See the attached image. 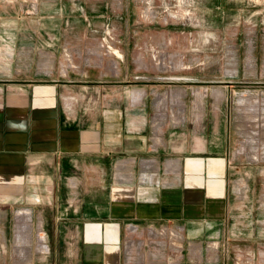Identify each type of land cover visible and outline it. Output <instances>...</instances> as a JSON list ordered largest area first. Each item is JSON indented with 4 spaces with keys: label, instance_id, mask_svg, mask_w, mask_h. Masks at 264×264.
<instances>
[{
    "label": "rangeland",
    "instance_id": "rangeland-1",
    "mask_svg": "<svg viewBox=\"0 0 264 264\" xmlns=\"http://www.w3.org/2000/svg\"><path fill=\"white\" fill-rule=\"evenodd\" d=\"M89 55L93 79L105 74L106 100L134 92L155 105V145L141 156L140 180L195 185L186 162L201 158L202 184L224 181L221 215L199 230L169 218L128 235L134 220L97 218L104 203H61L57 219L53 205L2 192L0 264H83L84 242L105 244L115 225L119 264H128L130 238L142 241L141 264H264V0H0V79L80 80ZM209 159L216 171L203 173ZM102 193L94 189V199L105 201ZM27 208L33 217L20 232ZM87 222H100L99 241L85 237Z\"/></svg>",
    "mask_w": 264,
    "mask_h": 264
},
{
    "label": "crops",
    "instance_id": "crops-1",
    "mask_svg": "<svg viewBox=\"0 0 264 264\" xmlns=\"http://www.w3.org/2000/svg\"><path fill=\"white\" fill-rule=\"evenodd\" d=\"M87 60L89 64L81 74L72 70L80 80L63 78L40 85L36 84L39 79L19 77L18 73L0 79V193L15 195L22 203L33 200L38 205H53V217L57 219L61 203H104V213L97 218L134 220V225L130 222L125 229L128 235L138 232V224L169 218L182 222V229L190 226L199 230L203 222L221 215L224 181L211 176L203 185L201 158L186 162L195 185L184 183L179 187L164 181L163 190L155 187L152 180H140L139 172L148 171L146 167L141 169V156L151 155L154 150L157 127L151 110L155 105L140 100V93L134 92L130 100H106L105 74L98 70L93 79L90 55ZM60 66L67 71V64ZM94 82L99 88L92 86ZM94 93L99 94V102H93ZM208 162L213 169L203 166L202 172H215L216 163L210 159ZM150 174L155 175L153 170ZM94 189L106 190V194L102 193L106 200L94 199ZM114 190L123 198L115 200ZM18 214L20 219L24 217L25 224L19 227L20 232L27 231L33 217L31 208ZM35 217L46 219L38 210ZM153 227L149 225L148 230L153 231L149 235L155 232ZM116 231V225L105 229V244L84 242L83 264H119ZM84 235L99 241L100 222L85 223ZM127 240V263L141 264L137 255L142 241ZM42 249L46 250V245Z\"/></svg>",
    "mask_w": 264,
    "mask_h": 264
},
{
    "label": "bare ground",
    "instance_id": "bare-ground-1",
    "mask_svg": "<svg viewBox=\"0 0 264 264\" xmlns=\"http://www.w3.org/2000/svg\"><path fill=\"white\" fill-rule=\"evenodd\" d=\"M130 229H132V227L130 228ZM136 241V240H135ZM126 244H128V246L130 245V242L127 240V242H126ZM136 261H138V260H136ZM135 262V261H134ZM140 263V262H139ZM137 264V263H136Z\"/></svg>",
    "mask_w": 264,
    "mask_h": 264
},
{
    "label": "built area",
    "instance_id": "built-area-1",
    "mask_svg": "<svg viewBox=\"0 0 264 264\" xmlns=\"http://www.w3.org/2000/svg\"><path fill=\"white\" fill-rule=\"evenodd\" d=\"M94 102V101H93Z\"/></svg>",
    "mask_w": 264,
    "mask_h": 264
}]
</instances>
